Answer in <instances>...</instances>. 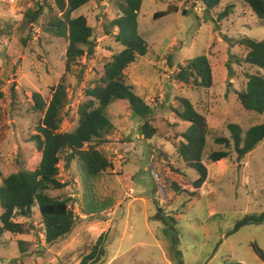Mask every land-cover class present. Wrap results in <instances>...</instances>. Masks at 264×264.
<instances>
[{"label": "rangeland", "instance_id": "rangeland-1", "mask_svg": "<svg viewBox=\"0 0 264 264\" xmlns=\"http://www.w3.org/2000/svg\"><path fill=\"white\" fill-rule=\"evenodd\" d=\"M114 1L92 2L74 13L73 18L85 16L94 29L96 49L79 59L70 73L66 72L68 40L45 31L60 15L54 0H18L11 8L0 4L4 177L40 165L42 156L33 139L44 114L34 109V93L49 103L52 88L64 78L68 103L61 131L78 127L80 107L90 100L88 90L101 85L105 66L124 49L115 40L118 30L109 33L111 22L120 16ZM229 5L235 6L233 14L220 21V13ZM39 6L44 13L36 25L30 24L25 16ZM174 8L179 13L154 19L156 13ZM139 30L149 53L126 71V85L153 107L151 124L158 134L145 140L143 119L132 115L128 102L113 100L107 119L115 128L103 149L114 170L89 178L78 158L66 167L69 152L59 165V179L68 187L52 196L68 200L76 217L72 233L48 244L35 208L31 219H15L25 224L26 235L6 234L2 239L0 264H80L95 252L101 237L100 253L90 264H264L253 249L256 243L264 252V223L231 234L246 216L264 213V141L243 159L234 144L227 150L216 143L218 138H230L231 124L240 125L244 132L264 124V114L244 110L237 95L245 90L247 75L257 73L245 62L241 42L244 38L263 41L264 21L239 0H225L211 13L193 0H146ZM204 55L214 68L213 88L177 81L180 66ZM183 99L206 117L210 129L204 157L208 179L200 190L193 186L200 177L198 170L177 154L190 126L177 116L183 111ZM217 151L231 155L213 163L209 156Z\"/></svg>", "mask_w": 264, "mask_h": 264}, {"label": "trees", "instance_id": "trees-1", "mask_svg": "<svg viewBox=\"0 0 264 264\" xmlns=\"http://www.w3.org/2000/svg\"><path fill=\"white\" fill-rule=\"evenodd\" d=\"M105 0H54L60 15L51 20L45 28L48 35L59 39H67L69 44L66 52V72L72 71L73 65L81 58L94 54V29L88 24L85 16L73 18L75 12L92 2ZM114 1V0H111ZM146 0H115L120 16L110 24L111 32L115 29L116 42L124 49L115 55L111 62L104 68L101 85L89 89L87 96L90 100L80 107L79 125L73 132L61 131L63 123L62 112L68 103V88L63 78L52 88L51 101L47 103L41 94L34 93V109L43 113L44 118L39 123L37 135L33 142L36 144L42 158L36 170H21L9 177H4L0 162V244L6 234L26 235L29 230L25 224L15 222L16 218L31 219L35 208H38L42 218L44 237L52 245L70 235L76 225V217L70 210L68 200L52 196L55 191L68 187L59 179L63 155L69 152L66 158V167L72 161L79 159L89 178H97L114 170V164L109 160L103 147L108 144L107 137L114 130V125L107 119V111L113 100L126 101L132 115L139 116L144 123L141 133L145 140H152L158 129L151 124L154 109L151 104L140 98L133 87L126 85V71L136 63L140 57L149 53V44L139 30V15ZM200 2L211 13L225 0H193ZM250 7L253 14L264 21V0H239ZM234 5H229L220 13L219 20L224 21L233 14ZM44 8L39 6L35 12H27L25 19L36 25ZM174 8L167 12L156 13L154 19L159 20L171 14H177ZM183 15L187 12L183 11ZM241 45L245 47V62L251 69L257 70L256 74L247 75L246 88L238 92L241 107L250 112L264 114V40L244 38ZM1 71V68H0ZM214 68L204 55L191 60L186 66H180L176 79L185 86L197 84L205 89L214 86ZM0 96H2L0 94ZM183 111L177 112L180 121L190 124L182 136V141L177 146V154L184 163L198 170L200 177L193 184L200 190L208 179V169L204 164V157L208 146L209 126L205 116L200 114L193 104L186 99L182 100ZM230 138L221 137L216 140L220 146L227 150L234 144L236 153L243 159L253 152L264 141V124L256 125L244 132L238 124L229 126ZM230 151H217L210 154L209 159L218 163L229 158ZM164 156V155H163ZM152 165V169H153ZM176 192L179 186L173 185ZM173 225L177 222L169 217ZM264 223V213L261 215L246 216L238 222L231 234L251 225ZM175 227V226H174ZM103 237L98 241L95 252L83 259L80 264H90L100 253ZM253 249L264 261V252L254 243Z\"/></svg>", "mask_w": 264, "mask_h": 264}, {"label": "built area", "instance_id": "built-area-1", "mask_svg": "<svg viewBox=\"0 0 264 264\" xmlns=\"http://www.w3.org/2000/svg\"><path fill=\"white\" fill-rule=\"evenodd\" d=\"M17 2L18 0H0V4L8 7V8H11L15 5H17Z\"/></svg>", "mask_w": 264, "mask_h": 264}, {"label": "water", "instance_id": "water-1", "mask_svg": "<svg viewBox=\"0 0 264 264\" xmlns=\"http://www.w3.org/2000/svg\"><path fill=\"white\" fill-rule=\"evenodd\" d=\"M225 40H226V42H228V43L231 42V39H229V38H226Z\"/></svg>", "mask_w": 264, "mask_h": 264}]
</instances>
